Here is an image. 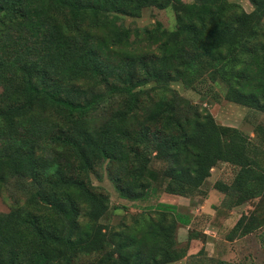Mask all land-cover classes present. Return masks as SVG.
I'll use <instances>...</instances> for the list:
<instances>
[{
  "label": "trees",
  "instance_id": "obj_1",
  "mask_svg": "<svg viewBox=\"0 0 264 264\" xmlns=\"http://www.w3.org/2000/svg\"><path fill=\"white\" fill-rule=\"evenodd\" d=\"M250 1V13L236 16L231 27L217 28L228 9L220 0H198V7H185L181 0H0V178L27 179L37 187L26 199L28 210L0 215V264H75L80 256L107 247L99 220L109 208L108 198L95 192L89 177L101 162L115 163L112 182L128 201L146 200L149 193L189 198L221 163L237 168L230 184L219 181L213 187L225 195L228 208L264 200L260 144L239 136L224 139L209 112L199 115L176 95L158 99L151 111L143 101L152 100L148 85L191 86L205 63L212 79L231 84L228 101L264 111V57L254 63L247 49L264 27V0ZM167 6L175 10L177 25L154 32L163 38L159 58L142 60L137 69L134 55L125 54L131 60L121 65L104 56L119 58L120 50L132 44L130 31L116 26L122 17ZM134 36H139L137 31ZM252 80H259L260 88L251 91ZM119 99L118 128H87L91 113ZM181 106H186L184 111ZM142 112L149 123L137 129L134 123ZM127 121L132 122L130 129H121ZM255 131L254 138L264 143V129ZM153 161L166 163V169L154 173L149 167ZM133 188L140 192L133 193ZM173 210L169 224L154 231V243L143 242L128 256L123 254L125 245L119 246L103 253L96 264L182 260L187 249L178 247L176 233L190 219ZM262 220L242 215L232 234H252ZM199 238L188 234V241Z\"/></svg>",
  "mask_w": 264,
  "mask_h": 264
},
{
  "label": "rangeland",
  "instance_id": "obj_2",
  "mask_svg": "<svg viewBox=\"0 0 264 264\" xmlns=\"http://www.w3.org/2000/svg\"><path fill=\"white\" fill-rule=\"evenodd\" d=\"M181 3L185 7H198L199 5L198 0H181ZM219 3L227 4L228 9L219 23L215 24L217 28L222 26L231 27L236 16H239L242 12L250 13L253 10L250 0H220ZM176 17L175 10L170 6L165 8L148 7L141 11L139 17H122L120 21L116 22V26H122L130 31L129 41L132 44L127 48H122V51L120 50L119 54L122 57L119 56L118 58L111 54H105L104 56L111 59L113 65H121L122 60L124 62L131 60L125 54L134 55L137 69L141 67V63L152 62L161 56L160 46L163 39L154 32L174 30L177 25ZM262 23L264 26V18ZM136 31L139 34L138 37L134 36ZM247 49L252 51L250 58L254 60V63L263 61L264 27L260 29L258 37L250 41ZM246 59L245 57L244 60ZM142 60L146 61L143 62ZM203 65L200 76L189 87H185L181 82L171 83L166 89L148 85V91L151 89L152 100H143L146 110L151 111L154 102L158 99H170L172 95H176L184 102L189 103L194 110H197L199 115H204L205 111L209 112L221 130L224 139H237L239 136L238 138L244 139V142L260 144L264 151V143L261 144L257 138H254L255 130L258 127L264 129V111L228 101L226 96L231 84L225 83L219 78L212 79L211 69L205 66V63ZM262 70H264V67ZM262 81H264V76ZM251 84L255 86L251 87V91L255 90L256 87L260 88L259 80H252ZM1 91L0 87V93ZM121 101L120 99L111 101L108 107L91 113L86 122L87 128L90 130L118 128L115 119L116 113L121 107ZM185 107L181 106V111H184ZM47 116H49L47 117L48 120L51 121V116ZM137 117L138 119L134 125L139 129L143 123L148 122V114L142 112ZM53 122L55 123L56 120ZM131 125L132 122L129 125L127 121L121 129L128 130ZM158 128L149 127V129L157 131ZM141 151L143 153V149ZM61 157L64 161H67L65 154L61 153ZM114 164L113 162H101L97 165L96 171L89 176L95 192H102L108 198L109 208L99 220V223L104 227L102 233L107 241V247L103 248V252L80 256L75 264H96L103 258V253L114 249L118 251V247L122 245H125L123 254L128 256L137 250L143 242L154 243V231L158 226L169 224L173 209L175 213L188 215L190 224L188 227L179 225L177 228L176 241L178 247L187 249V254L182 260L172 264H188L194 261L203 262L207 260L223 261L230 264H264V220H262L261 227L254 230L250 235L240 237L232 234V229L241 215L264 219V200L255 199L243 204L244 206L240 208L229 209L225 195L213 188L214 184L219 181L230 184L237 168L225 163L217 165L211 170L210 176L200 190L189 197V202L180 198L177 202L180 208H176V206L169 204V200H161L164 193H160L156 198L149 193L146 200L138 201H128L121 198L112 182ZM166 166V163L154 161L149 165L157 174L166 169ZM115 169L116 166L114 171ZM36 190V185L27 179L0 178V215L7 214L15 209L28 210L29 208L25 204L26 199ZM132 192L139 193L140 190L139 188H133ZM205 201L209 202L206 207H203L202 204ZM159 204L172 206L173 209L159 208ZM79 205L83 207L82 204L79 203ZM161 214L166 215L165 221L160 220ZM76 221L78 227L82 228L85 224L81 217ZM189 232L197 234L200 237L199 240L189 242ZM200 251H202V254L200 253L198 256L197 254ZM118 257L117 254H114V259H118ZM117 264H126V260L119 259Z\"/></svg>",
  "mask_w": 264,
  "mask_h": 264
},
{
  "label": "crops",
  "instance_id": "obj_3",
  "mask_svg": "<svg viewBox=\"0 0 264 264\" xmlns=\"http://www.w3.org/2000/svg\"><path fill=\"white\" fill-rule=\"evenodd\" d=\"M212 194V193H211ZM180 198H183V199H186V200H188V202H189V198L187 199V198H185V197H179V196H172V195H168V194H163L162 196H161V200L163 199H166L168 202H169V204L170 205H173V206H176V208H180L179 207V205H178V200L180 199ZM208 202L209 201H205L203 204H202V206L203 207H206L207 205H208ZM246 204V203H245ZM190 205V204H189ZM242 206H244L243 204L242 205H239V206H234V207H232V208H229V209H233V208H240V207H242ZM183 208V207H182ZM185 209V208H184ZM242 216V215H241ZM240 216V217H241ZM240 219V218H239ZM238 222V221H237ZM188 227V226H187ZM189 234V233H188ZM204 234H206L205 232H204ZM250 235V234H249ZM210 236V235H209ZM212 236V235H211ZM213 237V236H212ZM199 240V239H198ZM193 241H197L196 239H193V240H191V241H189V242H193Z\"/></svg>",
  "mask_w": 264,
  "mask_h": 264
}]
</instances>
